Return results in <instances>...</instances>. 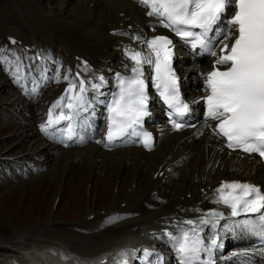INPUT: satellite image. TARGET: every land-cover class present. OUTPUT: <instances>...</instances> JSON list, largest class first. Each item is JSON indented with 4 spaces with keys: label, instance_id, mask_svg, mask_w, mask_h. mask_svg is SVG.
<instances>
[{
    "label": "bare ground",
    "instance_id": "1",
    "mask_svg": "<svg viewBox=\"0 0 264 264\" xmlns=\"http://www.w3.org/2000/svg\"><path fill=\"white\" fill-rule=\"evenodd\" d=\"M71 4L73 8H68V19L64 21L68 37L65 43L69 47L65 50L62 47L56 48L58 62L50 58L42 64L48 73L45 80L56 78L58 82L61 67L66 69L65 66H68L69 72H66V75H70L73 70L89 74L91 77H95L96 73H102L108 78V82L102 91L93 97L92 104L86 108L87 112L74 116L76 136L73 142L68 143L65 140L61 127L42 131L41 126L44 123L35 121L34 132L37 131L44 136V149L51 153L49 156L53 162L60 161L53 158L54 155L62 156L67 160L66 164L78 159V162L92 165V172L101 173L103 176L107 175L101 170L102 164L111 170L119 168L126 172L132 169L135 176L125 198L107 209V213L116 209L118 213L129 214V218L114 224L107 233V240L91 244L89 247L95 246L93 250L86 249L84 255H81L82 253L77 255L80 262L89 264L88 262L92 261L93 264H103L96 262L95 259L102 254H108L106 264H111L114 257L120 253H140L142 249L148 248L152 252L164 254L168 264H176L179 256L174 252V247L167 245L162 229L169 228L173 233L179 234L188 228L183 226L185 218L199 221L207 217L206 212L212 208L214 189L223 181L248 180L259 185L264 192V167L253 157H243L237 153L224 151L221 142L202 126L198 128L199 137L193 136L192 131L173 134L167 128L156 130L157 147L152 152H144L141 148L106 150L101 142L103 131L101 105L107 99L112 78L123 72L126 65L125 50H131L136 45L135 40L140 39L143 34L150 35L149 27L156 26L157 22L136 0H73ZM78 4H84L83 7L89 9L92 15L84 17L73 12ZM89 19L94 23L92 29H88L86 25ZM127 26H131L132 31H125ZM34 35L38 36L35 32ZM50 40L45 39L46 44L54 45L55 42ZM37 42L34 38V43ZM39 50L40 48L36 47L34 51ZM181 53L183 57L177 59V70H181V77L184 78V92L191 95L193 94L191 86L195 83L201 86L202 77L195 75L197 62L192 61V55L183 48ZM43 55L50 56L48 52H43ZM75 57L83 58L86 66L82 67V63ZM206 68L207 65L204 64L200 69L204 71ZM32 74L35 75V81L31 93L37 91L43 82V78L39 79L35 73ZM99 95L101 100L97 99ZM158 109L159 107L155 106L154 115L149 120L151 125L162 122ZM2 160L12 162L13 159L0 158V161ZM140 173L150 175L142 188L137 187ZM153 193L156 195L152 196ZM149 202L151 205L146 207ZM122 203L125 207H118ZM137 212H140L138 217H133ZM92 213L94 212L86 215ZM212 222L218 227L206 226L203 235L205 240L217 237L220 248L219 264H234L237 258L233 257L234 253L251 243L252 234L246 225L249 222L248 218L229 220L221 215L214 217Z\"/></svg>",
    "mask_w": 264,
    "mask_h": 264
},
{
    "label": "rangeland",
    "instance_id": "2",
    "mask_svg": "<svg viewBox=\"0 0 264 264\" xmlns=\"http://www.w3.org/2000/svg\"><path fill=\"white\" fill-rule=\"evenodd\" d=\"M72 1L67 0L63 4V0H0V21L3 23L1 34H10V31L20 29L21 35L30 34L21 39L25 44L32 46L34 30L45 39L55 40L53 48L62 47L65 50L69 46L65 44L68 37L64 21L68 19L69 9L73 8ZM83 6L84 4H78L73 12L84 17L92 15V12ZM30 24L34 27L31 30ZM86 25L88 29H92L93 20L89 19ZM42 37L35 38L46 44ZM11 52L4 45L0 35V62L9 69L7 71L5 67L0 66V102L5 104L13 100L10 91L15 92L18 86L21 90L27 89L25 84L30 81L28 73L20 74L21 62L17 58V51L11 49ZM37 72L41 77L42 71L38 69ZM60 73L63 80L64 70ZM51 83L55 84L47 83V87L39 90L34 96L37 107L33 105L35 102L29 105V112L38 122L42 121L39 110L42 112L43 103L47 98H51L50 89L54 87L50 86ZM9 109L10 106L7 111L10 113ZM31 122L18 120L8 124L0 121V158L7 159L15 154L22 156L20 159L31 163L41 162L44 165L41 170L35 169V166L39 169L40 164L31 166V172H24L19 178L11 173L16 178L14 183L6 184L0 181V250H3L0 252V263L7 264L4 261L6 257L13 258L10 253V256H6L8 254L6 249H3L5 247L16 251V258H27L28 261L32 260L33 264H79L76 254L84 255L86 249L93 250L95 246L89 247L91 244L107 240V233L114 224L129 218V214L119 213L116 217H108L104 213L112 204L117 205L125 198L127 190L135 180L133 170L123 172L117 167L111 170L102 164L101 170L107 175L103 176L101 173L92 172V165L78 162V159L66 164L64 157L54 155L53 158L60 161L53 162L49 156L51 153L44 149L43 141L41 142L33 131L34 127H30ZM14 134L19 135L12 137ZM21 139L23 142L20 143ZM10 146L14 151L11 152ZM5 151H8L7 154ZM6 162L11 160L0 161V167ZM6 170L4 167L3 171ZM139 175L141 177L137 181V187L142 188L150 175ZM0 177L5 178L4 175ZM148 205L150 206L151 202L146 207ZM91 212L95 213V217L89 220V216L94 213L88 216L86 214ZM139 214L140 212H137L133 217H138ZM18 251L24 255L18 254ZM39 251L42 258L36 256ZM23 259L12 261L25 264Z\"/></svg>",
    "mask_w": 264,
    "mask_h": 264
},
{
    "label": "snow or ice",
    "instance_id": "3",
    "mask_svg": "<svg viewBox=\"0 0 264 264\" xmlns=\"http://www.w3.org/2000/svg\"><path fill=\"white\" fill-rule=\"evenodd\" d=\"M140 4L150 9L149 16L159 18L160 24L174 31L176 35L187 38L195 35L188 30L196 28L208 31L228 8H232V28L230 35L231 44L225 43L215 61V65L226 66L224 70L213 66L206 74L205 84L208 95L204 97L207 103V116L218 123L214 134L227 140V147L240 149L245 153H256L264 158V0H138ZM234 5V7H233ZM203 33H201L202 35ZM172 41L165 36H156L146 41V48L150 49L148 55L136 51L129 53V58L134 62L131 66L132 76L120 78V91L113 98L108 108L107 140L112 142L115 137L123 136L131 129L130 135H139L135 125L140 118L146 115L147 103L145 75L142 70L144 64L152 65L155 71V87L160 90L169 107L177 113H183L188 105L180 101L175 73L171 66L172 51L169 47ZM204 44L199 37L193 43ZM211 55L216 56V52ZM67 79V77H65ZM101 83L104 77L99 78ZM76 85H69L68 92H72ZM99 84H92V88H99ZM85 81H79V92L69 97L66 105L68 109L80 107L83 110V93ZM64 97H61L53 109L59 107ZM72 115H66L63 110L52 118V109L48 113L46 125L41 126L42 131H47V126L59 123L62 120H71ZM174 123L179 129L180 124ZM71 125H68L71 132ZM143 144L146 148L152 147V136L143 133ZM219 194L217 203H223L231 209V215L237 216L240 212L260 213L264 216V192L250 183L222 182L216 189ZM209 215L221 216V213ZM200 224H208L207 218H201ZM185 223L192 225L193 236L184 231L182 237L177 238L167 233L176 241L175 250L180 254V264H192L198 258L201 240L196 234L195 222L187 220ZM215 227V224L212 225ZM264 232V225L260 226ZM215 243V241H213ZM145 256L153 254L143 250ZM160 258H157L159 262ZM126 264V262H125ZM151 264V261H149Z\"/></svg>",
    "mask_w": 264,
    "mask_h": 264
}]
</instances>
